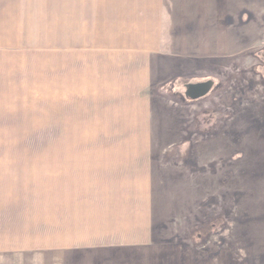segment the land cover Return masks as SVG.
<instances>
[{"label":"crops","instance_id":"crops-1","mask_svg":"<svg viewBox=\"0 0 264 264\" xmlns=\"http://www.w3.org/2000/svg\"><path fill=\"white\" fill-rule=\"evenodd\" d=\"M175 3L0 0V131L30 132L0 145L35 146L0 151V257L152 264L153 90L181 71Z\"/></svg>","mask_w":264,"mask_h":264},{"label":"rangeland","instance_id":"rangeland-1","mask_svg":"<svg viewBox=\"0 0 264 264\" xmlns=\"http://www.w3.org/2000/svg\"><path fill=\"white\" fill-rule=\"evenodd\" d=\"M174 1L166 51L181 71L153 90L163 126L152 149L163 216L150 262L264 264V0ZM46 262L0 257L53 264Z\"/></svg>","mask_w":264,"mask_h":264}]
</instances>
